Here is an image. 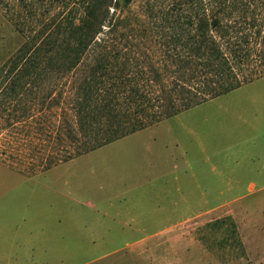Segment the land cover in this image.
I'll return each instance as SVG.
<instances>
[{"label":"rangeland","instance_id":"rangeland-1","mask_svg":"<svg viewBox=\"0 0 264 264\" xmlns=\"http://www.w3.org/2000/svg\"><path fill=\"white\" fill-rule=\"evenodd\" d=\"M168 4L133 1L120 26L133 44V83L148 69V97L167 96L173 79L156 38ZM19 42L0 8V61ZM255 53L245 74L264 69ZM37 117L32 143L24 128L0 126V264H264V75L50 167L48 156L71 150L68 127L56 107ZM152 234L154 257L138 256L136 241Z\"/></svg>","mask_w":264,"mask_h":264},{"label":"trees","instance_id":"trees-1","mask_svg":"<svg viewBox=\"0 0 264 264\" xmlns=\"http://www.w3.org/2000/svg\"><path fill=\"white\" fill-rule=\"evenodd\" d=\"M133 1L49 0L41 9L38 0H0L20 39L0 61V126L24 128L32 143L42 132L37 131V113L60 110L72 147L48 156L45 167L264 75L257 64L245 74L243 65L252 52L262 51L264 57V0H157L169 2L161 11L156 38L171 61L163 70L173 79L167 96L148 97L154 87L145 78L148 69H138L144 81L133 83V44L122 43L120 35V26L130 19L124 10ZM149 69L155 78L161 76L153 65ZM57 138L63 142L60 134Z\"/></svg>","mask_w":264,"mask_h":264},{"label":"crops","instance_id":"crops-1","mask_svg":"<svg viewBox=\"0 0 264 264\" xmlns=\"http://www.w3.org/2000/svg\"><path fill=\"white\" fill-rule=\"evenodd\" d=\"M261 79V78H259ZM256 81V80H255ZM251 83V82H250ZM246 85V84H245ZM219 97V96H218ZM214 99V98H213ZM212 100V99H210ZM143 130V129H141ZM140 131V130H139ZM137 132V131H136ZM135 133V132H134ZM133 134V133H132ZM131 135V134H130ZM110 144V143H109ZM107 145V144H106ZM105 146V145H104ZM96 150V149H95ZM67 162V161H66ZM261 174L264 173V166L262 167V169L259 170ZM251 188L254 186L253 183H251ZM201 212H199L200 214ZM185 224V220L175 224V225H172V226H169L167 228H165L164 230H169V229H172V228H181L182 226H185L183 225ZM162 230V231H164ZM154 234L150 235V236H147L145 238V240L141 239L139 241H136L135 244H137V247H138V253L137 255L142 257L144 255V253H148L150 252V257H154ZM181 242H183V244H179L180 246L182 245L183 248L179 249L180 251V257H187V253H186V249H185V244H186V239H183ZM185 246V247H184ZM6 258V259H5ZM14 257H3L2 259V264H18L15 260ZM23 264H26V262L24 261Z\"/></svg>","mask_w":264,"mask_h":264}]
</instances>
